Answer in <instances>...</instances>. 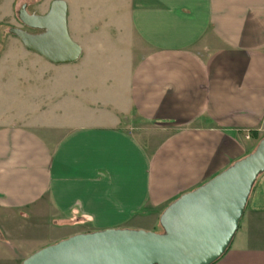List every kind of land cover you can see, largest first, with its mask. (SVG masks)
<instances>
[{"label": "crops", "instance_id": "crops-1", "mask_svg": "<svg viewBox=\"0 0 264 264\" xmlns=\"http://www.w3.org/2000/svg\"><path fill=\"white\" fill-rule=\"evenodd\" d=\"M118 4L124 17L97 22L76 0L74 70L35 72L21 53L25 106L0 109V264L76 234L153 232L264 136V0ZM214 264H264V173Z\"/></svg>", "mask_w": 264, "mask_h": 264}, {"label": "water", "instance_id": "water-1", "mask_svg": "<svg viewBox=\"0 0 264 264\" xmlns=\"http://www.w3.org/2000/svg\"><path fill=\"white\" fill-rule=\"evenodd\" d=\"M17 12L29 33L9 28L23 47L54 65L76 62L81 48L67 32V5L53 0L45 14ZM264 173V136L254 150L171 202L160 214V232L105 229L76 234L46 246L21 264H214L229 248L251 190Z\"/></svg>", "mask_w": 264, "mask_h": 264}, {"label": "rangeland", "instance_id": "rangeland-1", "mask_svg": "<svg viewBox=\"0 0 264 264\" xmlns=\"http://www.w3.org/2000/svg\"><path fill=\"white\" fill-rule=\"evenodd\" d=\"M53 0H0V57L5 53H10L11 59L7 64H0V77H3V83L0 84V109L1 106L8 108L11 105L25 106L24 104V95L17 101V98H13V90H15L14 80L16 77L20 75V63L23 62L19 60L23 54L28 53L30 57L34 58V66L33 70L37 71H52L53 73L56 70H74V66L78 63H71L66 65H54L39 56L36 53L30 52L26 50L21 42L14 36L8 33L9 28H19L21 30H25L29 33H34L33 31L25 28L17 19V12L21 5L26 4V10L29 14H45L49 9V5ZM67 5V32L70 39L78 44L79 37L76 36L74 31V22H75V2L76 0H63ZM91 1V3H90ZM119 0H84V4H92L93 10H97V12L91 13L89 12L88 16H92L94 21L104 22L111 20L119 21V16H125V10H118ZM97 8V9H96ZM121 9V8H120ZM92 10V9H91ZM90 11V10H89ZM84 17L82 20H86ZM86 28V27H85ZM84 29V28H82ZM101 32V37L105 39V35L102 32H109L110 30L99 29ZM96 32V31H95ZM94 32V33H95ZM79 36L81 35L78 33ZM78 37V38H77ZM81 37L85 38L86 36L81 35ZM105 42V41H104ZM91 52V51H90ZM96 52V51H93ZM90 54V53H88ZM96 53H92L91 55H95ZM28 67H31V63L27 64ZM31 69V68H30ZM0 78V80H1ZM67 82L69 78L66 79ZM67 84H70L69 82ZM69 85H67L68 87ZM16 88L20 89L22 92L26 91L24 85L16 84ZM144 225L149 223V220L143 222ZM71 228H65L62 226L58 228V233L61 235L62 233L68 232ZM54 232H56L54 230ZM153 232H160V227L154 228Z\"/></svg>", "mask_w": 264, "mask_h": 264}, {"label": "flooded vegetation", "instance_id": "flooded-vegetation-1", "mask_svg": "<svg viewBox=\"0 0 264 264\" xmlns=\"http://www.w3.org/2000/svg\"><path fill=\"white\" fill-rule=\"evenodd\" d=\"M34 33H37V32H35V31H33ZM33 34V33H32Z\"/></svg>", "mask_w": 264, "mask_h": 264}]
</instances>
